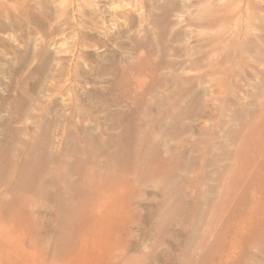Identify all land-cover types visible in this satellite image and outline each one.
<instances>
[{"label":"rangeland","instance_id":"rangeland-1","mask_svg":"<svg viewBox=\"0 0 264 264\" xmlns=\"http://www.w3.org/2000/svg\"><path fill=\"white\" fill-rule=\"evenodd\" d=\"M139 1L0 0V209L44 229L22 264H264V0ZM227 197L260 236L206 229Z\"/></svg>","mask_w":264,"mask_h":264},{"label":"bare ground","instance_id":"bare-ground-1","mask_svg":"<svg viewBox=\"0 0 264 264\" xmlns=\"http://www.w3.org/2000/svg\"><path fill=\"white\" fill-rule=\"evenodd\" d=\"M136 3L138 2V4H140L141 2L139 0H135ZM145 1H148V0H143L142 2H145ZM140 2V3H139ZM134 4V3H133ZM132 9V8H131ZM124 10V9H122ZM203 10V9H202ZM121 11V10H120ZM124 14L126 13V11H123ZM122 12V13H123ZM197 12V11H196ZM116 13V12H115ZM201 13V12H200ZM208 13V12H205V14ZM130 17L132 16V12L128 11L127 13ZM188 14V13H187ZM204 14V13H203ZM202 14V15H203ZM115 16L118 15V13L114 14ZM119 15H123L121 13H119ZM191 15V14H190ZM127 16V15H126ZM213 15L209 14L208 16H203L202 18H197V17H194V22L196 23H203V22H206L207 24H210L211 22H215V19H214V16L212 18ZM135 17V16H134ZM193 17V16H192ZM132 22V21H131ZM191 22V21H190ZM70 26V25H69ZM160 25H158L159 27ZM162 28V27H161ZM160 28V29H161ZM114 29V28H113ZM69 31V30H68ZM215 40V39H213ZM211 41V40H210ZM210 41H208L210 43ZM213 42V41H212ZM162 43V42H161ZM208 43V44H209ZM218 43V42H217ZM214 44V43H213ZM163 45V44H162ZM79 46V45H78ZM164 47V46H163ZM211 48V47H210ZM216 48H217V45H216ZM221 48V47H220ZM219 48V49H220ZM223 49V48H222ZM214 50V49H213ZM212 50V51H213ZM211 51V52H212ZM55 75V74H54ZM62 86V85H61ZM64 88V87H63ZM262 138L264 139V137L262 136ZM260 138V139H262ZM263 141V140H262ZM259 144L263 150H264V144L262 143ZM260 142V140H259ZM258 143V142H257ZM242 141H241V145H242ZM249 144V143H248ZM244 146V144L242 145ZM258 146V145H256ZM256 148V147H255ZM260 148L258 149V151L260 152ZM241 150V148H239ZM244 149V152L246 151L245 148H242ZM243 151V150H242ZM239 152L238 154L240 155H243L244 154ZM256 151H254L255 153ZM258 152V153H259ZM261 154V152H260ZM263 154V152H262ZM261 154V155H262ZM244 156L246 157L247 155L244 154ZM254 157V156H253ZM252 157V158H253ZM249 158V157H248ZM243 160V158H241ZM251 159V158H249ZM240 160V161H242ZM245 160V159H244ZM256 159H252V161L254 162ZM258 160V159H257ZM256 160V161H257ZM247 161V160H246ZM250 161V163L252 162ZM259 161V160H258ZM245 162H243L244 164ZM258 163V162H257ZM256 164V162H255ZM253 164V165H255ZM246 165V164H245ZM249 166V165H248ZM257 166V165H255ZM246 167V166H245ZM251 167V165H250ZM249 167V168H250ZM248 168V167H247ZM246 168V169H247ZM253 169V168H252ZM222 193V192H221ZM225 193V192H224ZM222 193V196L220 195V198L223 200V198H225V196L227 194H224ZM227 200H228V203H226L225 206H220L218 208H216V210H214L211 214V218L209 220V224H208V221H206V219H204V224L206 225V229H209L210 232L212 231H215L217 229H220V228H224L227 230L226 233H229L230 231L233 233L231 234V237L232 238H235V237H240L241 238V244H243V241L244 242H249L251 241L254 237H257V236H260L259 234V230L258 231H252L253 227L251 228L250 226L246 225L245 222H246V216L240 218L242 221L237 224H234L236 223V219L239 217V216H236V214H232L230 213L229 211V202L232 200V198L230 197H227ZM9 204V207H7L5 210L4 208L3 209H0V227L3 228L4 230V233L5 235H2V237L0 238V240L3 242V245L4 247H7V248H10L11 247V241H10V233L8 232L9 231V228L5 226V224L3 225L1 221H4L6 218H8L10 215L13 214L12 217L17 216L15 218H13V220L10 222V223H15V222H18L19 223V227L21 229V232H24L23 233V236L20 238V241L19 243L17 244V251L15 252V254H7V255H4L2 258H0V264H22V263H25V259H24V255H25V249L24 247H30V248H38V245H40L41 243V239H42V235H43V232H44V229H43V226H42V217L40 216V213L37 214V212H40V209H41V205L39 204V202H37L36 206L37 207V210L33 211V212H30V213H27L25 212V207H20V208H17L13 203H8ZM251 205H253L251 203ZM255 208V207H254ZM250 209H251V206H250ZM247 210V209H246ZM244 210V211H246ZM252 210V209H251ZM200 211V210H199ZM260 211V210H259ZM20 212V214H18ZM206 211H202L200 213V216L204 217ZM248 213V212H246ZM243 214V213H242ZM249 214V213H248ZM32 215V217L30 216ZM207 216V215H206ZM241 216V215H240ZM255 216V215H254ZM30 218V219H29ZM209 219V218H208ZM171 220H173V218H171ZM239 222V221H238ZM251 222V221H250ZM234 224V226H232ZM252 238V239H250ZM224 243L222 244H227V237L225 236L224 237ZM203 244V243H202ZM205 246V245H204ZM240 246V242L239 241H234L231 243V246H229V248H232V250H235L236 247ZM201 248V247H200ZM205 248V247H204ZM222 248V247H221ZM199 249V248H198ZM223 249V248H222ZM36 253V252H35ZM23 254V255H22ZM47 255L48 257L49 256H54V254H52V252H49V253H43V254H40L38 253L37 255V258H36V261L35 263L36 264H42L43 260H44V256ZM36 256V255H35ZM225 260V259H224Z\"/></svg>","mask_w":264,"mask_h":264}]
</instances>
